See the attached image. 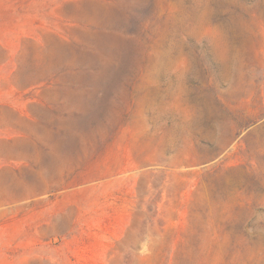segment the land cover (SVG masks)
Here are the masks:
<instances>
[{
  "label": "rangeland",
  "instance_id": "374dc122",
  "mask_svg": "<svg viewBox=\"0 0 264 264\" xmlns=\"http://www.w3.org/2000/svg\"><path fill=\"white\" fill-rule=\"evenodd\" d=\"M0 264H264V0H0Z\"/></svg>",
  "mask_w": 264,
  "mask_h": 264
}]
</instances>
